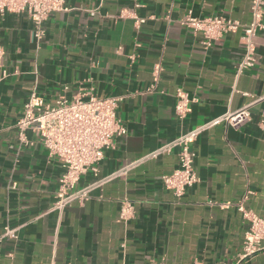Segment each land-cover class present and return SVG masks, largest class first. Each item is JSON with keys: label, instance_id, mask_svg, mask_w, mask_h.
<instances>
[{"label": "crops", "instance_id": "0c3cea01", "mask_svg": "<svg viewBox=\"0 0 264 264\" xmlns=\"http://www.w3.org/2000/svg\"><path fill=\"white\" fill-rule=\"evenodd\" d=\"M70 9L44 23L37 42L24 15L0 14V264H233L248 223L242 203L264 210V28L255 37V66L236 75L241 29L211 47L182 26L187 16L223 15L247 24L251 0H64ZM144 19L138 28L121 11ZM92 11V12H91ZM264 22V19H263ZM161 64L155 88L152 71ZM64 87H68L63 91ZM97 98L121 99L117 117L126 135L104 153L95 184L156 150L182 132L249 105V119L233 128L213 125L194 142L198 182L176 198L161 183L177 167V149L148 158L96 185L82 204L52 211L61 163L38 139L18 149L15 123L29 94L48 103L72 99L79 88ZM177 89L193 102L183 121L174 113ZM14 185V186H12ZM128 199L134 217L118 219ZM261 250L242 264H264Z\"/></svg>", "mask_w": 264, "mask_h": 264}, {"label": "built area", "instance_id": "2783aa9c", "mask_svg": "<svg viewBox=\"0 0 264 264\" xmlns=\"http://www.w3.org/2000/svg\"><path fill=\"white\" fill-rule=\"evenodd\" d=\"M69 10L64 0H0V14L8 12L24 15L32 24V33L37 42L44 37V23L50 15ZM250 14L251 20L247 24H241L223 15L204 18L189 15L182 19L180 24L194 34H199L200 44L205 48L211 47L223 35L235 33L241 29L244 49L236 67V75H240L255 66V37L264 28V0H251ZM119 18H132L136 28L145 22L144 19L128 14L126 10L120 12ZM3 58L4 51L0 47V70L5 77V71L2 70ZM161 70L160 63L154 65L153 84L149 87V92L155 88ZM67 89L68 87H64L63 91ZM175 98L174 113L176 120L181 122L190 112L193 99H190L182 89L176 90ZM120 101L118 97L97 98L93 95L91 88L81 87L72 99L59 96L53 103L46 102L35 90L29 94L23 105L22 115L15 123L17 146L18 149H22L31 145L32 141L28 133H32L46 149L48 156L61 163L62 173L58 179L52 211L60 214L73 202L82 204L96 185L124 174L143 160L170 153L174 149H177V167L170 174L163 175L161 183L165 189L172 192L174 197L181 198L187 189L198 182L194 168L196 154L193 149L198 136L220 122L236 128L246 122L250 116L249 105H246L235 112L189 129L113 175L100 179L93 185L77 189L76 185L82 175L89 171L96 176L104 153L112 147L113 140L127 133L125 126L117 117ZM237 210L248 223L244 233L242 252L238 261L233 263L242 264L262 249L264 210L261 215H256L245 209L242 203L237 205ZM133 217L132 203L128 199H123L118 212L119 221L126 224ZM4 238L16 239V229L5 226L0 239ZM153 264L165 263L161 260ZM192 264L201 263L195 261Z\"/></svg>", "mask_w": 264, "mask_h": 264}]
</instances>
